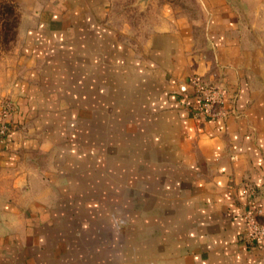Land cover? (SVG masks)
Listing matches in <instances>:
<instances>
[{
  "label": "crops",
  "instance_id": "obj_1",
  "mask_svg": "<svg viewBox=\"0 0 264 264\" xmlns=\"http://www.w3.org/2000/svg\"><path fill=\"white\" fill-rule=\"evenodd\" d=\"M100 1L21 34L0 264H264L240 241L244 185L264 212V0H148L131 35ZM194 77L225 115H195Z\"/></svg>",
  "mask_w": 264,
  "mask_h": 264
},
{
  "label": "rangeland",
  "instance_id": "obj_2",
  "mask_svg": "<svg viewBox=\"0 0 264 264\" xmlns=\"http://www.w3.org/2000/svg\"><path fill=\"white\" fill-rule=\"evenodd\" d=\"M101 3L100 0H0V106L11 101L12 88L24 74L21 34L35 27L36 22L30 16L40 12L51 15L101 13L102 7L104 10ZM107 13L112 29L131 35L133 31H142L148 8L137 0H109Z\"/></svg>",
  "mask_w": 264,
  "mask_h": 264
},
{
  "label": "built area",
  "instance_id": "obj_3",
  "mask_svg": "<svg viewBox=\"0 0 264 264\" xmlns=\"http://www.w3.org/2000/svg\"><path fill=\"white\" fill-rule=\"evenodd\" d=\"M190 86L198 100L195 115L214 119L227 113L223 107V94L220 88L208 85L194 77L179 86V91L185 100ZM14 111L15 105L11 101H5L1 105L0 136L5 135L11 129V118ZM242 194L245 196L246 202L242 210L244 228L240 235V241L252 248L264 241V212L253 200L255 188L252 185H244Z\"/></svg>",
  "mask_w": 264,
  "mask_h": 264
},
{
  "label": "water",
  "instance_id": "obj_4",
  "mask_svg": "<svg viewBox=\"0 0 264 264\" xmlns=\"http://www.w3.org/2000/svg\"><path fill=\"white\" fill-rule=\"evenodd\" d=\"M148 2V0H138V3L145 5Z\"/></svg>",
  "mask_w": 264,
  "mask_h": 264
},
{
  "label": "trees",
  "instance_id": "obj_5",
  "mask_svg": "<svg viewBox=\"0 0 264 264\" xmlns=\"http://www.w3.org/2000/svg\"><path fill=\"white\" fill-rule=\"evenodd\" d=\"M11 10V12H12V9H10Z\"/></svg>",
  "mask_w": 264,
  "mask_h": 264
}]
</instances>
